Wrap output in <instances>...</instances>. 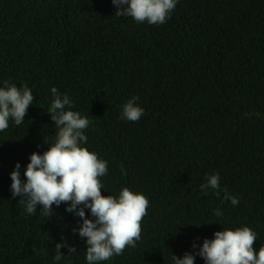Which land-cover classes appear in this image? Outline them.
Masks as SVG:
<instances>
[{"label": "trees", "instance_id": "16d2710c", "mask_svg": "<svg viewBox=\"0 0 264 264\" xmlns=\"http://www.w3.org/2000/svg\"><path fill=\"white\" fill-rule=\"evenodd\" d=\"M115 13L112 0H0V86L34 96L25 121L0 132V264H86L79 217L63 203L29 216L10 190L14 164L23 178L54 138L52 87L92 121L86 146L109 166L102 195L126 186L149 199L137 246L102 264H171L241 226L264 247V0H179L163 25ZM133 96L145 109L135 122L120 118ZM212 173L238 205L201 193ZM62 238L76 252L62 247L57 262Z\"/></svg>", "mask_w": 264, "mask_h": 264}, {"label": "clouds", "instance_id": "9594fccd", "mask_svg": "<svg viewBox=\"0 0 264 264\" xmlns=\"http://www.w3.org/2000/svg\"><path fill=\"white\" fill-rule=\"evenodd\" d=\"M179 0H112L117 17H131L137 24L163 25L170 18ZM53 99L47 112L55 125L54 138L43 152L33 151L21 175V164L17 161L10 172L12 197H19L26 214L35 215L39 209L45 217L54 214V205L65 204V210L80 218L79 226L73 228L80 238L85 239L86 264H102L115 256L122 255L126 247L135 248L141 240V222L147 215L149 199L140 191L122 187L118 195H102L106 189L101 178L108 171V161L86 146L88 137L85 129L92 121L74 109L69 94L60 93L56 87L50 89ZM34 96L27 85L17 86L4 81L0 86V132L9 128L10 122L20 126L25 121ZM133 96L121 107L120 118L138 121L145 109ZM251 117L252 113L247 114ZM255 115H260L256 113ZM219 173H212L200 185L202 194L209 191L233 206L239 197L221 188ZM90 215H86L85 210ZM217 217L223 216L219 209ZM196 225V224H195ZM201 225V224H200ZM199 226V225H197ZM257 233L248 226L222 228L212 238H204L195 251H186L183 256L174 254L171 264H195L196 256L204 264H264V247H253ZM67 247L69 253L75 247L63 238L55 244L54 259L59 262L65 254L60 250Z\"/></svg>", "mask_w": 264, "mask_h": 264}]
</instances>
